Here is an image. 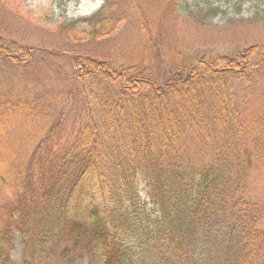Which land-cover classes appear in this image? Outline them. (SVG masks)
Masks as SVG:
<instances>
[{
	"label": "trees",
	"instance_id": "trees-1",
	"mask_svg": "<svg viewBox=\"0 0 264 264\" xmlns=\"http://www.w3.org/2000/svg\"><path fill=\"white\" fill-rule=\"evenodd\" d=\"M216 12L214 8L212 14ZM102 18L103 26L91 34L93 39L102 40L114 32V15ZM5 43H0L2 59L26 62L33 55L27 46L13 53ZM79 54H72L71 64L84 75L80 78L87 121L73 143L63 154L42 152L39 145L33 154L18 156L21 164L28 163L25 173L21 168L12 169V175L0 172V183L6 176L31 180L37 173L31 168L33 160L42 171L54 172L48 182L42 174V217L35 232L43 231L52 204L66 202L76 208L74 214L60 206L52 221L56 228L45 224L48 237L61 242L56 236L63 235V257L76 248L91 261L125 264L132 256L129 243L125 244L128 236L122 239L108 226L120 220L122 224L113 228L118 234L123 229L140 242L153 243L151 254L146 249L139 254L142 264H259L264 257V228L259 226L263 208L244 196L253 150L236 88L239 80H253L264 66V43L244 48L235 57L202 58L187 74L173 71L163 81L147 79L138 70L139 74L128 76L131 68L116 70L106 58H92L95 53H81L82 58ZM94 84L99 87L95 95ZM202 142L212 145L209 164H196L191 154ZM139 176L148 188L150 214L136 215L125 207L135 197L131 190ZM92 180L104 196L107 192L113 198L115 207L106 205L103 211L95 202L94 189L90 187V195L85 192ZM4 207L0 264H13L14 229L28 236L29 220L37 219L38 213L25 197L16 196L13 206ZM79 208L83 211L78 213Z\"/></svg>",
	"mask_w": 264,
	"mask_h": 264
},
{
	"label": "rangeland",
	"instance_id": "rangeland-1",
	"mask_svg": "<svg viewBox=\"0 0 264 264\" xmlns=\"http://www.w3.org/2000/svg\"><path fill=\"white\" fill-rule=\"evenodd\" d=\"M97 1L0 0V43L6 42L7 49L13 53L19 47L33 49V55L26 62L0 57L2 174L5 171L12 175L18 168L25 173L28 163L21 164L18 156L25 158L33 154L39 145L42 152L65 153L87 121L86 96L80 78L84 75L72 66L73 53H80V58L81 53H95L92 58H106L116 70L131 68L128 76L139 74L138 70L147 79L163 81L173 71L187 74L202 58L235 57L244 48L264 43V0H102L99 4ZM112 5L115 7L107 11L106 7ZM214 8L217 12L213 15ZM104 14L117 19L114 32L105 39H93L91 34L103 26L99 21L105 20ZM257 70L253 80L238 81L236 101L253 150L244 196L263 208L259 226L264 228V66ZM102 82L104 85L106 80ZM93 89L94 95L97 94L98 84ZM193 150L196 164L212 161L211 144L202 142L198 150ZM31 168L37 172L31 180H13L12 176H6V181L0 183L1 224L7 216L4 206H13L16 196L25 197L38 213L37 219L33 216L29 220L28 236L21 229H14L13 264H102V260L91 261L76 248L63 257V235L56 236L61 242L48 237L45 224L56 228L52 223L60 206L71 215L76 211L66 202L52 204L43 231L35 232L42 217L41 193L45 187L42 174H46L45 182H48L54 172L42 171L35 160ZM93 182L96 184L95 180L87 182L85 192L90 195L92 187L99 208L103 211L106 205L112 208L113 198L107 192L104 196ZM134 193L135 197L127 200L125 207L135 210L136 215L150 214L153 206L142 176L131 190ZM134 199L137 203L131 204ZM118 224H122L120 220L110 221L108 226L120 238L128 236L125 244L129 243L132 256L129 255L125 264H142L139 254L145 249L151 254L153 243L151 240L140 242L123 229L118 234L113 229ZM259 264H264V257Z\"/></svg>",
	"mask_w": 264,
	"mask_h": 264
},
{
	"label": "bare ground",
	"instance_id": "bare-ground-1",
	"mask_svg": "<svg viewBox=\"0 0 264 264\" xmlns=\"http://www.w3.org/2000/svg\"><path fill=\"white\" fill-rule=\"evenodd\" d=\"M102 0H98L97 3L99 4Z\"/></svg>",
	"mask_w": 264,
	"mask_h": 264
}]
</instances>
